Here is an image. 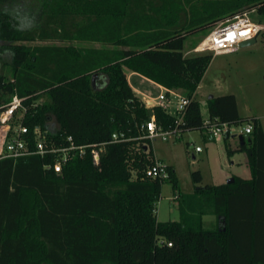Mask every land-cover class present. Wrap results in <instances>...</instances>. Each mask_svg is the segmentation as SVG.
<instances>
[{
	"label": "trees",
	"instance_id": "trees-1",
	"mask_svg": "<svg viewBox=\"0 0 264 264\" xmlns=\"http://www.w3.org/2000/svg\"><path fill=\"white\" fill-rule=\"evenodd\" d=\"M14 1L0 0V111L17 94L24 108L13 127L40 126L58 145L68 136L105 144L99 164L88 146L60 173L47 166L52 153L0 159V264H264V128L241 117L234 94L209 98L208 115L253 124L236 149L247 152L251 178L201 185L196 170L194 192L183 195L172 165L167 179L145 176L156 161L146 137L152 114L166 129L205 133L197 89L214 54L185 55L187 36L251 10L264 17V0H40L28 28L16 26ZM129 72L188 97L182 122L147 106ZM94 74L106 83L94 85ZM115 131L129 140L111 142ZM166 181L187 198L179 221L157 218ZM206 214L216 228H205Z\"/></svg>",
	"mask_w": 264,
	"mask_h": 264
},
{
	"label": "rangeland",
	"instance_id": "rangeland-1",
	"mask_svg": "<svg viewBox=\"0 0 264 264\" xmlns=\"http://www.w3.org/2000/svg\"><path fill=\"white\" fill-rule=\"evenodd\" d=\"M14 2L12 15L16 20V26L18 28L34 26L36 22L28 17V13L31 10L29 6L37 8L40 0H16ZM183 2L184 0H178L176 4L184 6ZM199 9L202 12V8ZM247 13L251 20L264 24V17L257 10H251ZM215 26L189 34L184 43L185 55L193 54L192 49L195 45ZM256 38L255 43L244 47L240 46L236 51L214 54L197 89V97L201 102L204 117L208 115L207 101L211 96L234 94L237 98L241 117H257L264 121L263 31ZM36 43L39 42H29V44ZM75 43L79 44L78 42ZM3 71L9 77H12L10 66H3ZM107 79L106 74H101L97 79V85L101 87L102 84L106 83ZM131 81L144 94L141 96L142 98L155 97L161 92L159 86L145 78L133 76ZM46 97L47 95L43 94L39 101H44ZM50 125L51 128L54 127L55 121H51ZM245 125L246 123L234 125L232 135L227 139L204 140L201 130L198 129L186 131L179 138L170 136L167 141L157 137L152 140L154 157L156 160L174 166L183 195L194 192L195 183L192 179V172L196 170H199L203 175L201 185L226 183L234 175L251 177L252 170L247 152L236 151L240 144L239 131ZM197 145L203 148V152H195L194 149ZM228 148L235 150V152L229 154ZM174 194L172 183L166 181L162 186L161 196L157 204V218L159 221H179L184 215L181 208V199L187 198L183 196L179 199ZM187 204L185 206H188ZM217 223L216 215L206 214L204 216L205 228H216Z\"/></svg>",
	"mask_w": 264,
	"mask_h": 264
},
{
	"label": "built area",
	"instance_id": "built-area-1",
	"mask_svg": "<svg viewBox=\"0 0 264 264\" xmlns=\"http://www.w3.org/2000/svg\"><path fill=\"white\" fill-rule=\"evenodd\" d=\"M249 12V11H247ZM244 12L231 19L222 21L216 25L193 49L192 53H213L236 51L240 44L248 39L257 37L264 31V24L251 20L248 13ZM146 105L153 107L161 105L173 114L178 123L182 122L185 109L190 99L181 92L161 87V92L155 97H144ZM24 98L14 94L2 111H0V159L5 157H20L29 154L46 155L52 153L56 156L54 163L48 164V168H54L57 173L63 169V165L74 156H82L86 152V147L91 146V154L95 164H99L101 154L104 150V144L78 145L74 142L72 136L67 137V144L58 145L55 142H47V132L40 126L31 130L27 125L21 124L13 127L12 123L16 113L24 108ZM228 121H223L218 117L207 115L203 119V128L205 134L211 138H222L226 134H232L233 126ZM148 131L146 137L151 140L161 137L167 141L170 136L179 138L182 133L178 126L172 129H166L156 121V116L152 114L146 124ZM253 131V124L247 122L239 131V135H249ZM34 138V147L30 146V139ZM129 140L124 132L115 131L112 133L111 142ZM195 152H202L200 145L195 146ZM168 164L156 160L146 170V177L167 179L169 177ZM172 244V243H170Z\"/></svg>",
	"mask_w": 264,
	"mask_h": 264
},
{
	"label": "crops",
	"instance_id": "crops-1",
	"mask_svg": "<svg viewBox=\"0 0 264 264\" xmlns=\"http://www.w3.org/2000/svg\"><path fill=\"white\" fill-rule=\"evenodd\" d=\"M35 19H32V21H34ZM133 76H139V77H142V78H145V79H147V80H149V81H151V82H153L152 80H150V79H148V78H146L145 76H143V75H141V74H139V73H137V72H129V74H128V79H129V82L131 83V85H132V87L134 88V90L140 95L141 94V96L142 95H144V94H142L134 85H133V83H132V81H131V79H132V77ZM100 76H98V78H99ZM97 78V79H98ZM153 83H155V82H153ZM157 86H159V88H161L162 87V85H160V84H157V83H155ZM197 96H198V90H197ZM144 98V97H143ZM261 122H262V125H263V128H264V121H262L261 120ZM201 134H202V138L204 139V140H208V139H214V138H211V137H209L207 134H205V133H202L201 132ZM232 135V134H231ZM246 138V141H247V135H244ZM225 137H228V136H224V137H222V138H224L225 139ZM227 139V138H226ZM239 147V146H238ZM203 152V151H202ZM193 156H194V158H195V155L193 154ZM248 161H249V157H248ZM169 165H171V164H169ZM173 166V165H172ZM174 167V166H173ZM175 171H176V169H175ZM238 176V175H237ZM242 177V176H241ZM251 178V177H246V176H243V178Z\"/></svg>",
	"mask_w": 264,
	"mask_h": 264
},
{
	"label": "water",
	"instance_id": "water-1",
	"mask_svg": "<svg viewBox=\"0 0 264 264\" xmlns=\"http://www.w3.org/2000/svg\"><path fill=\"white\" fill-rule=\"evenodd\" d=\"M256 40H257L256 37L251 38V39H248V40H245V41H243V42L240 44V46L244 47V46L251 45V44L255 43ZM97 78H98V74H94V75H93V78H92V81H93V84H94V85H95V82H96V79H97ZM211 97H213V96H211ZM211 97H210V98H211ZM226 136H228V134H226ZM239 140L242 141V143H243L244 141H246L245 136H244V135H239ZM233 181H234V177H231V178L228 179L227 182H228V183H231V182H233Z\"/></svg>",
	"mask_w": 264,
	"mask_h": 264
}]
</instances>
